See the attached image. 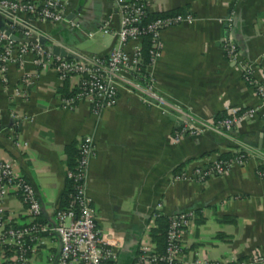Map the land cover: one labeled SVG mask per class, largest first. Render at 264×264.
Here are the masks:
<instances>
[{"label":"crops","instance_id":"0c3cea01","mask_svg":"<svg viewBox=\"0 0 264 264\" xmlns=\"http://www.w3.org/2000/svg\"><path fill=\"white\" fill-rule=\"evenodd\" d=\"M148 7L155 13L188 11L192 18L161 32L159 57L137 78L119 71L116 103L98 112L86 99L71 108L62 105L60 88L67 84L76 91L77 76L61 80L51 68L38 69L31 56L24 67L8 65L6 82L0 74V156L11 159L15 172L33 184L41 217L53 222L67 184L66 147L74 144L77 150L81 138L91 136L95 151L85 194L99 226L122 236L116 264H134L143 243L155 250L149 233L158 215L187 210L195 217L183 233L176 264L195 257L253 256L262 260L245 264H264V175L259 173L264 149L245 142L264 131V103L221 47L229 36L243 59L261 63L255 76L264 75V0H150ZM65 12L57 22L27 19L52 51L58 46L73 55H104L116 45L120 16L113 0H65ZM230 15L234 23L228 27L221 19ZM105 21L110 33L101 29ZM23 73L30 75L28 81ZM148 75L152 95L145 93ZM251 107L255 117L229 137L210 131L179 134L180 115L211 119ZM239 146L250 151L245 163L204 181L195 177L196 166ZM5 205L16 223L28 221L18 197H7ZM59 249L57 239L45 238L32 264H47ZM2 254L0 248V261Z\"/></svg>","mask_w":264,"mask_h":264},{"label":"built area","instance_id":"2783aa9c","mask_svg":"<svg viewBox=\"0 0 264 264\" xmlns=\"http://www.w3.org/2000/svg\"><path fill=\"white\" fill-rule=\"evenodd\" d=\"M150 0H113L116 12L120 16L119 27L114 34L117 43L104 55H73L64 49L65 55L54 53L46 46L39 34L27 23V19L36 18L53 22L65 17V0H0V74L7 81L8 65L13 63L24 67L25 58L32 57L38 69H53L59 79L65 80L77 76V90L69 97L61 99L65 107L86 99L92 110L114 105L118 98L116 79L119 71L133 77L142 73L143 42L147 39L149 59L145 69L153 64L161 52V32L192 18L188 11H178L145 19L149 14ZM223 20L228 27L234 23L233 17ZM104 33H110L108 22L101 27ZM12 34H21L34 41L21 42L13 39ZM221 47L229 61L240 66L245 83L252 87L258 98L264 103V75L257 78L255 68L261 64L241 57L236 43L229 36L221 39ZM260 61L264 65V49ZM30 75L23 73L22 80L28 81ZM152 78L147 76L145 93L152 95ZM256 109L246 108L239 112L223 113L211 119L196 118L184 114L179 116V134L197 135L210 131L229 137L241 123L254 118ZM18 144V143H17ZM95 146L91 136H84L78 144L77 165L67 170V179L72 180L74 191L70 204L55 211L53 222L41 218L42 204L36 188L23 175L16 173L13 161L0 156V248L3 252L0 264H32V255L39 244L47 237L60 243L56 256L47 259V264H116L122 236L112 228L99 226L90 199L85 194V182L89 161L94 155ZM250 155L244 146H239L228 157H219L213 162L196 166L193 170L198 180L223 175L232 165H242ZM264 175V172H259ZM9 196L18 197L24 205L25 223H16L14 214L5 203ZM76 204V205H75ZM160 207V204L158 205ZM195 217L193 210L177 212L169 216L165 234V249L158 255L150 242L143 243L140 254L134 264H176L179 259L183 233ZM258 256L249 259L216 260L210 257H195L189 264H245L257 262Z\"/></svg>","mask_w":264,"mask_h":264},{"label":"trees","instance_id":"16d2710c","mask_svg":"<svg viewBox=\"0 0 264 264\" xmlns=\"http://www.w3.org/2000/svg\"><path fill=\"white\" fill-rule=\"evenodd\" d=\"M179 10L171 11V12H163V13H155V12H149V14L146 16L145 19H152L154 17H157L159 15H164L168 13H174L178 12ZM148 49L149 46L147 44V39L145 38L143 42V51H142V56H143V65L141 67V71L144 72L145 65L148 62L149 59V54H148ZM59 92L62 94L63 97H69L75 93V90H70L68 88L67 84H64ZM239 139H241L239 137ZM75 145L70 144L66 147V153L68 154V160H69V167L68 170H73L75 166L77 165V159H78V149H74ZM231 154H225L222 155L221 157H228ZM74 188H73V182L70 179H67V184L65 191L62 195L61 203L59 205V208H66L70 204L71 200V194L73 193ZM76 205V204H75ZM42 218V217H41ZM43 219V218H42ZM155 226L151 227L150 229V237L152 242L155 244V252L158 255H162L164 253L165 249V234H166V229L169 223V218L163 215H158L155 220ZM162 264V263H159Z\"/></svg>","mask_w":264,"mask_h":264},{"label":"water","instance_id":"95a60500","mask_svg":"<svg viewBox=\"0 0 264 264\" xmlns=\"http://www.w3.org/2000/svg\"><path fill=\"white\" fill-rule=\"evenodd\" d=\"M0 25L1 22H0ZM11 37L17 41H21V42H26V41H34V37H30V38H26L21 34L15 35L12 34ZM53 52L56 53H60L61 55H65V51L62 50L60 47L58 46H53ZM245 142L253 147H257L259 149H264V131H257L254 134V138L253 140L250 139H246Z\"/></svg>","mask_w":264,"mask_h":264}]
</instances>
